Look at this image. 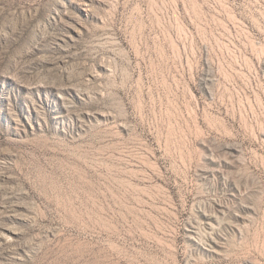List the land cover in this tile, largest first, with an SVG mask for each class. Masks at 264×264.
<instances>
[{
	"label": "rangeland",
	"instance_id": "1",
	"mask_svg": "<svg viewBox=\"0 0 264 264\" xmlns=\"http://www.w3.org/2000/svg\"><path fill=\"white\" fill-rule=\"evenodd\" d=\"M0 264H264V0H0Z\"/></svg>",
	"mask_w": 264,
	"mask_h": 264
}]
</instances>
